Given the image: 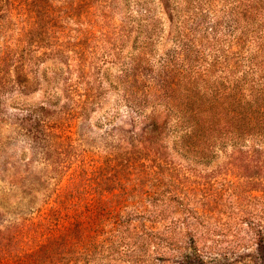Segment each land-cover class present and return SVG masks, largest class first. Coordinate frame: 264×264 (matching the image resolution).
<instances>
[{"label":"rangeland","instance_id":"374dc122","mask_svg":"<svg viewBox=\"0 0 264 264\" xmlns=\"http://www.w3.org/2000/svg\"><path fill=\"white\" fill-rule=\"evenodd\" d=\"M263 4L53 0L47 17L37 3L18 1L13 17L0 14V71L19 40L37 71L21 97L0 72V221L37 216L45 196L74 183L95 218L69 244L71 264H264V160L230 146L201 160L187 152L192 140L181 129L147 131L134 109L149 105L150 115L156 91L180 84L183 69L203 85L216 81L223 74L212 65L229 50V33L264 18ZM50 106L84 108L62 135L69 168L60 186L22 122ZM44 245L0 264H36Z\"/></svg>","mask_w":264,"mask_h":264},{"label":"trees","instance_id":"16d2710c","mask_svg":"<svg viewBox=\"0 0 264 264\" xmlns=\"http://www.w3.org/2000/svg\"><path fill=\"white\" fill-rule=\"evenodd\" d=\"M18 1L29 6L31 2L37 3V8L45 11L47 17L53 16L50 5L53 0H0V14L5 13L7 19L13 17L10 8ZM261 8L264 10V4ZM244 21L246 27L240 34V25L235 27L236 34L229 33V50L214 60L212 67L220 65L219 71L223 74L216 81L203 85L192 68L183 69L179 73L180 84L171 82L165 92L156 91L151 99L150 115L147 114L149 105H135L147 131H166L172 126L181 129L184 137L192 140L187 146L188 142H184L187 152L201 160L208 161L229 146L236 156L264 160V18ZM257 25L259 29L255 30ZM15 46L8 47L1 60L8 63L9 71L5 67L0 72L6 75L5 89L21 97L37 83V79L30 77L37 71L33 59L24 54L20 40ZM52 102L51 106L55 107V101ZM51 106L28 111L22 122L28 126L26 137L36 152L39 151L36 154L52 170L53 179L60 186L69 168L68 161L61 158V146L65 145L62 135L84 108L66 106L54 111ZM162 116H165L163 122L159 118ZM81 193V187L73 183L65 192L45 196L37 216L1 220L0 260L20 259L33 245L43 243L36 264H71L64 256L69 244L77 235L84 234L86 223L95 218L90 208L82 204ZM103 200L100 202L104 204Z\"/></svg>","mask_w":264,"mask_h":264}]
</instances>
